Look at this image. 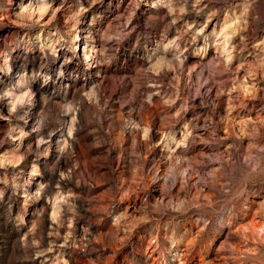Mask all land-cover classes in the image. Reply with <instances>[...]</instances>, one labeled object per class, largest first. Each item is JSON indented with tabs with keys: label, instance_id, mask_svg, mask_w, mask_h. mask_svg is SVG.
Instances as JSON below:
<instances>
[{
	"label": "rangeland",
	"instance_id": "1",
	"mask_svg": "<svg viewBox=\"0 0 264 264\" xmlns=\"http://www.w3.org/2000/svg\"><path fill=\"white\" fill-rule=\"evenodd\" d=\"M18 1L0 0V51L13 49L0 79L81 72L46 90L87 93L88 115L47 137L4 109L0 264H264V239L238 233L264 223V0H70L87 9L74 51L71 11L29 30ZM226 15L229 59L213 34ZM14 151L18 163L1 162Z\"/></svg>",
	"mask_w": 264,
	"mask_h": 264
},
{
	"label": "clouds",
	"instance_id": "2",
	"mask_svg": "<svg viewBox=\"0 0 264 264\" xmlns=\"http://www.w3.org/2000/svg\"><path fill=\"white\" fill-rule=\"evenodd\" d=\"M8 3L11 0H7ZM72 3L79 4V0H71ZM57 3V0H40L38 5L41 10L39 15H26L20 23L23 27L31 30L39 25V21L44 15H47L49 10L51 11L53 19H55L56 12L60 11L61 8L65 10V13L71 11L70 15L66 16L65 23L68 21L75 20L78 23V17L82 15L87 9L83 8L82 5L79 10L72 11L70 8V0H60L59 7H53ZM91 3V0H90ZM96 17L93 18L92 23L96 22ZM70 31V30H69ZM33 39H39V37L30 38L29 41H18L14 42L15 48H34L36 45L32 43ZM63 39V37H61ZM7 51H0V57L5 58V63L11 58L12 47L9 45L5 46ZM51 56L49 57L50 62H54L56 57V49L54 46H50ZM47 51L48 49H43ZM74 51V46L69 49ZM75 59V57H72ZM68 57L65 56V62L68 61ZM27 65H23L22 69L26 71ZM43 68H50L49 65L42 66ZM10 71V69H9ZM81 72H68L65 73L63 68H57L54 72L43 71L34 72L30 76L22 77L26 81V88H11L8 83H5L3 79H0V120L5 119L4 109L11 108L12 102L16 103V110L10 111L8 119L27 121L33 120V131L38 135L43 134L47 137L56 136L61 132L62 129L66 128L70 123L75 128L79 125L81 128L84 127V121L87 118V113L83 111L85 108V101L88 100V94L78 90L76 95H71L63 88H57L55 92L46 90L47 86L54 85L57 81H61L67 78L70 81L79 80ZM19 75V73H17ZM15 77H9V80H14ZM40 82V87L36 88L35 91L31 90V86ZM97 92L100 91L99 86H94ZM59 97V103L57 102ZM77 113L80 114V120H76ZM15 129H11L14 131ZM27 135V134H25ZM2 195V193H0Z\"/></svg>",
	"mask_w": 264,
	"mask_h": 264
},
{
	"label": "bare ground",
	"instance_id": "3",
	"mask_svg": "<svg viewBox=\"0 0 264 264\" xmlns=\"http://www.w3.org/2000/svg\"><path fill=\"white\" fill-rule=\"evenodd\" d=\"M16 4L19 5V8H20V10H19L20 12L18 13V15L22 18L26 15L31 16L37 12V9L34 8L33 4H29L27 6L23 5L24 0H19ZM234 21H235V19L232 18V16L230 17V15H226V17L223 19L220 27L217 28L216 30H214V32H213V34L217 37V41L215 42V44H217V50L220 51L221 55H223L224 57H227V59H229L231 57V54H232L231 35L233 34V28H234V25L236 24ZM78 38H80L79 28H78V23H76L75 24V30L71 36V40L75 41L74 48L76 46H79L78 43H76ZM53 39H54V36H52V35L47 37L45 39V42H44L46 44V46H49V47L54 46L56 48V40H53ZM92 39H94V38L92 37ZM172 45H173V43H171V42H169L167 44L168 47H170ZM207 49L208 48H205V52H207ZM75 52L76 53L79 52V47L76 49ZM203 52H204V49H203ZM93 55L94 54H92V50L91 51L89 50L87 53H85V60L88 64H89V60L92 58ZM3 59H4V61H3L4 68L7 71H9V69H11L10 59L7 60V64L5 63L4 57H3ZM23 84H24V80L22 79V80L18 81L17 87L19 88L20 86H23ZM12 105H13L12 107L15 109L16 103L13 102ZM202 130H203V134H200L199 137L205 135L206 132L208 131L207 128H203ZM258 133L262 134V133H264V130H262V132L258 131ZM172 140H173V138L168 136L167 141L171 142ZM15 141H17V140H15ZM19 161H20V157L18 156V153L15 151L12 153L11 158L3 157L1 159V162H3V163L10 162V163L16 164ZM161 180H163V179L160 178L157 180L158 184ZM238 233L245 239H249L252 237L253 238L254 237H256V238L260 237L261 238L262 237L264 239V223H261L260 221L259 222L253 221V222L249 223V226L240 228Z\"/></svg>",
	"mask_w": 264,
	"mask_h": 264
}]
</instances>
